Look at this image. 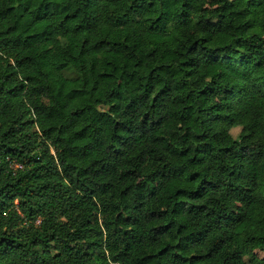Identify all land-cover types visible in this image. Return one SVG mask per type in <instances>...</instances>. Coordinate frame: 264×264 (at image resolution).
I'll return each mask as SVG.
<instances>
[{
	"label": "trees",
	"instance_id": "obj_1",
	"mask_svg": "<svg viewBox=\"0 0 264 264\" xmlns=\"http://www.w3.org/2000/svg\"><path fill=\"white\" fill-rule=\"evenodd\" d=\"M0 264H264V0H0Z\"/></svg>",
	"mask_w": 264,
	"mask_h": 264
},
{
	"label": "rangeland",
	"instance_id": "obj_2",
	"mask_svg": "<svg viewBox=\"0 0 264 264\" xmlns=\"http://www.w3.org/2000/svg\"><path fill=\"white\" fill-rule=\"evenodd\" d=\"M42 67H43V69L44 70H48V69H50V67L49 66H47L46 64H42ZM106 108V107H105ZM239 131H240V127H238V126H235V127H233V128H231V130L229 131V134H230V136H232V137H236L238 134H239ZM259 254V256H262V253H258Z\"/></svg>",
	"mask_w": 264,
	"mask_h": 264
},
{
	"label": "built area",
	"instance_id": "obj_3",
	"mask_svg": "<svg viewBox=\"0 0 264 264\" xmlns=\"http://www.w3.org/2000/svg\"><path fill=\"white\" fill-rule=\"evenodd\" d=\"M20 167H22V166L18 162L11 163V168L13 170H15L16 168H20Z\"/></svg>",
	"mask_w": 264,
	"mask_h": 264
}]
</instances>
